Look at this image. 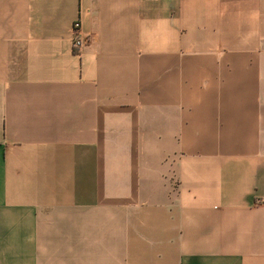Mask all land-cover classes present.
<instances>
[{
    "label": "crops",
    "instance_id": "1",
    "mask_svg": "<svg viewBox=\"0 0 264 264\" xmlns=\"http://www.w3.org/2000/svg\"><path fill=\"white\" fill-rule=\"evenodd\" d=\"M0 264H264V0H0Z\"/></svg>",
    "mask_w": 264,
    "mask_h": 264
},
{
    "label": "built area",
    "instance_id": "2",
    "mask_svg": "<svg viewBox=\"0 0 264 264\" xmlns=\"http://www.w3.org/2000/svg\"><path fill=\"white\" fill-rule=\"evenodd\" d=\"M87 38L80 31V23L78 20L72 24V47L75 52H79L86 44Z\"/></svg>",
    "mask_w": 264,
    "mask_h": 264
}]
</instances>
